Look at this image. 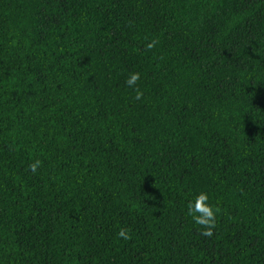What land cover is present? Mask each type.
<instances>
[{
    "label": "trees",
    "instance_id": "trees-1",
    "mask_svg": "<svg viewBox=\"0 0 264 264\" xmlns=\"http://www.w3.org/2000/svg\"><path fill=\"white\" fill-rule=\"evenodd\" d=\"M0 264H264V0H0Z\"/></svg>",
    "mask_w": 264,
    "mask_h": 264
},
{
    "label": "clouds",
    "instance_id": "clouds-1",
    "mask_svg": "<svg viewBox=\"0 0 264 264\" xmlns=\"http://www.w3.org/2000/svg\"><path fill=\"white\" fill-rule=\"evenodd\" d=\"M155 41H152L148 44L149 48L155 46ZM140 79V73L135 72L129 75V78L126 80V84L129 87L136 85L137 81ZM136 92L135 99L140 100L143 97V92L137 87L134 89ZM39 165V161L31 164L29 167L33 172L36 171ZM209 197L205 192L199 193L193 202H190L188 205V215H191L194 222L197 225H200L203 229L201 232L204 236H212L213 229L216 225V214L219 212V208H214L210 203H208ZM130 230L121 228L118 232V236L123 237L124 239H130Z\"/></svg>",
    "mask_w": 264,
    "mask_h": 264
}]
</instances>
